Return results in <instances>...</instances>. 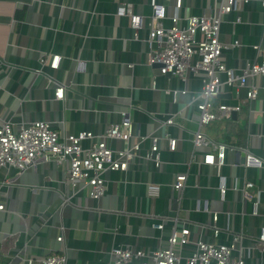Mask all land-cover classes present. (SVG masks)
<instances>
[{
	"label": "crops",
	"instance_id": "obj_1",
	"mask_svg": "<svg viewBox=\"0 0 264 264\" xmlns=\"http://www.w3.org/2000/svg\"><path fill=\"white\" fill-rule=\"evenodd\" d=\"M156 1L165 9V28L175 14L183 26L185 17L212 14L217 6L214 0ZM261 1L248 0L240 11L221 17L219 39L226 46L222 61L237 73L260 61L254 46L264 49ZM121 4H129L141 17L137 39L128 18L115 13ZM151 16L150 0H0L2 120L13 129L44 121L60 136H98L119 123L125 111L134 133L128 147L144 138L141 157L125 172L103 175L106 190L97 200L85 191L73 192L63 164L41 162L23 174L0 169V264H21L27 257L35 261L51 252L64 255L66 264H112L111 251L117 248L166 249L176 222L191 228L193 243L210 239L229 244L239 236L246 264H264V245L256 248L264 230V91L260 99L248 102L243 100L244 88L223 87L214 106L239 102L240 110L233 118L201 126L196 98L200 77L182 81L161 75L159 65L147 64ZM52 56L60 58L56 69L49 66ZM257 81L264 85V78ZM59 85L63 97L55 99ZM173 90L186 92L173 95ZM168 119L172 124H165ZM199 130L209 143L227 147L220 176L201 162L213 149L210 144L194 146ZM153 137L160 150L158 167L142 157ZM167 138L177 141L174 151L168 149ZM107 145L113 150L125 147L116 140ZM246 156L259 160L260 166H246ZM178 174L186 176L180 191L173 189ZM247 183L249 200L243 194ZM149 185L158 186L156 196L148 193ZM213 214L221 231L218 241L208 231Z\"/></svg>",
	"mask_w": 264,
	"mask_h": 264
},
{
	"label": "built area",
	"instance_id": "obj_2",
	"mask_svg": "<svg viewBox=\"0 0 264 264\" xmlns=\"http://www.w3.org/2000/svg\"><path fill=\"white\" fill-rule=\"evenodd\" d=\"M217 4L212 14L200 17L187 16L183 19L175 14L172 16L171 25L163 27L165 9L156 0H150L152 16L148 26L147 44L149 54L148 65H159L161 75L177 77L186 81L188 77H200L202 88L196 97L198 99L197 110L199 112V124L204 126L214 120L229 118L232 112L240 110L239 102L235 105L218 103L214 106L213 101L222 94V88H244V101H256L262 96L264 85H258V79L264 78V49L254 46L261 57L259 62L248 63L239 73L226 68L222 61V52L226 48L219 39V27L221 17L233 11H240L242 5L248 0H214ZM264 6V0L261 1ZM118 17H126L130 28L135 32L140 29L141 17L133 14L129 4H121L116 8ZM233 44L232 46H234ZM60 58L52 56L49 66L56 69ZM45 63V60H41ZM224 76V79L221 77ZM256 82H254V81ZM51 83V81H49ZM186 91H175L184 94ZM63 97V86H57L54 90V98ZM242 100V102H243ZM119 123H113L106 127L104 132L95 136L91 132H79L60 136L47 122L35 121L27 126L13 129L12 125L0 118V169H12L15 174H23L27 170H36L41 162H54L63 164L65 167V180L73 192L85 191L90 199L97 200L103 196L106 186L103 175L106 172H125L133 160L140 158V144L144 138H138L137 142L128 147V142L133 138V126L125 111L120 113ZM165 124H172L168 119ZM109 140L122 142L125 147L113 150L108 145ZM168 149L174 151L177 141L167 138ZM89 145L83 147V142ZM193 144L195 147L210 144L213 152L209 151L201 156L202 164L214 167L218 172L224 165L227 147L223 144L209 143L204 134L199 130L194 134ZM145 160L153 163L155 167L161 164L158 139L151 138V144L142 156ZM261 162L252 156H246V166H260ZM186 176L178 174L173 183V189L182 190L185 186ZM251 184H245L243 194L246 200L251 198L248 189ZM148 193L156 196L157 185L147 186ZM220 195L225 192L224 183L219 185ZM4 209L0 203V211ZM217 214L212 216V225L208 228L210 238L218 241L220 228L216 226ZM154 228L162 229L161 224H155ZM196 227L192 230L194 232ZM191 228L184 223L176 222L167 240L166 249H157L153 252L143 250L131 251L128 248H117L111 251L112 264H246L244 248L241 245V237L234 236L229 244L213 243L210 239H190ZM62 236L56 238L61 243ZM263 248L264 230L256 241ZM193 246L191 252L185 253V247ZM247 256L249 253L247 252ZM66 264V257L54 252L32 260L24 258L21 264Z\"/></svg>",
	"mask_w": 264,
	"mask_h": 264
},
{
	"label": "water",
	"instance_id": "obj_3",
	"mask_svg": "<svg viewBox=\"0 0 264 264\" xmlns=\"http://www.w3.org/2000/svg\"><path fill=\"white\" fill-rule=\"evenodd\" d=\"M234 115H235V112H232V113L230 114V117L233 118Z\"/></svg>",
	"mask_w": 264,
	"mask_h": 264
}]
</instances>
